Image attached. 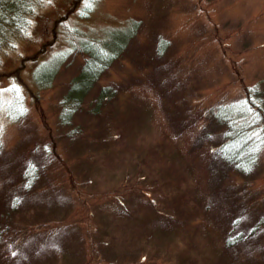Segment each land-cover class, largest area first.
<instances>
[{
  "label": "rangeland",
  "instance_id": "1",
  "mask_svg": "<svg viewBox=\"0 0 264 264\" xmlns=\"http://www.w3.org/2000/svg\"><path fill=\"white\" fill-rule=\"evenodd\" d=\"M76 1L39 0L32 7L34 14L31 15L28 33L14 37L9 47L1 48L0 138L5 145L6 157L38 145L39 151L30 153V156L47 163L42 145L58 142L55 124L58 100L83 62L80 53L67 50L71 47L68 45L72 38L71 32L76 28L96 36L127 23L122 28L127 31L133 26L128 22L134 18L143 21L139 33L141 41L145 42L148 38L152 40L156 33L168 36L172 43L171 55L180 61L181 71L176 74L180 80L188 79L187 95H192L188 105L195 111L207 109L219 100H240L244 98L248 85L264 79V0H97L91 15L86 18L80 16V11L92 0H79L77 4ZM65 48L70 56L64 62L54 86L47 91L40 90L36 97L31 90H25L24 86L28 81L31 82L32 70L39 62L36 59L48 58L50 54L65 51ZM42 49L43 52H40ZM36 55L34 60L32 57ZM131 58L127 56L123 62L115 64L100 81L102 85H115L123 81L134 87L135 103L139 109L135 112L134 107H129L127 113H133L132 118L126 117L125 132L120 130L124 132L122 139L131 151L121 145L110 148L113 156L123 162L117 165L111 159L105 160L107 171L100 173V170H95L87 174V186L80 187L82 182L75 180V191L59 184L40 189L42 194H47L54 199V203H58L52 211L55 222L49 223L53 224L52 233L58 232L61 235L59 238L68 243H81L82 249L74 250L77 244H71L73 250L66 255V246H56V254L45 256L46 252H43L39 259L48 260L47 264H78L79 261L81 264L109 263H103L100 256L104 257V261L109 259L121 264H215L220 259L225 260V263L233 259V264H264L263 245H258L261 247L254 249L251 254L239 249L228 257L219 256V226L213 223L204 226L196 224L200 220V212H195V205H186L188 202L193 203L191 200H185L198 196V192L203 195L212 193L215 206L228 208L218 192L237 196V200L242 199L241 203L249 206V210L241 216L239 228L244 232L249 231L264 215V148L256 169L246 176L224 168L218 158L214 160L211 171L206 172L204 166L209 157L206 153L198 155V152L190 150V141L186 138H179L178 143L174 144L172 140L171 153L168 154L167 142L172 139L174 127H165L159 101L154 96L156 93L151 91L147 82L137 84V78L142 77L143 70L139 64L144 63L141 60H129ZM135 75L136 83L130 82L134 79L125 82ZM14 85L17 87L13 92H26L24 100L28 111L20 121L11 120L7 114ZM128 96L129 93L122 95L120 102L126 98L129 101ZM174 99L182 102L179 95H175ZM199 125L201 129L202 125ZM215 127L216 124L211 129ZM57 142V152L62 156L66 153L68 160H75L77 155L92 150L89 149L91 142L83 147L75 142L68 152L65 144L59 146ZM156 143L159 146L151 148ZM152 150L164 151L174 158L165 170L162 169L163 173H156V179H162L164 173L170 177L153 184L151 180L141 178L143 174H150L148 158L149 152L151 157L154 156ZM189 155H192L191 164L188 162ZM142 156L147 161L141 165L145 169L142 168L138 174L135 162ZM47 164L56 168L54 163ZM96 167L93 165V168ZM63 174L59 179L69 177L67 171ZM152 178L155 179L154 176ZM187 179L200 185L192 196L186 195ZM206 180L208 183L204 182ZM79 189H85L84 196ZM69 193L77 194L79 200H64L63 197ZM141 194L149 197L153 195L151 200L158 202L156 209L175 213L184 227L173 229L167 226L162 221L164 218L153 211L149 202L137 198ZM130 198L136 201L134 214L121 211L120 201ZM236 209L238 213L241 207ZM49 210L48 207L41 208L38 214L42 216L37 214L39 219L29 221L38 224L44 217L50 220L51 216H47ZM185 220L190 223L184 224ZM100 222L110 225L102 228L97 224ZM260 229L253 237L263 242L264 224ZM128 239L130 242L127 244ZM143 242L150 244L145 248L148 251L143 250ZM246 254L253 260L247 261Z\"/></svg>",
  "mask_w": 264,
  "mask_h": 264
},
{
  "label": "trees",
  "instance_id": "2",
  "mask_svg": "<svg viewBox=\"0 0 264 264\" xmlns=\"http://www.w3.org/2000/svg\"><path fill=\"white\" fill-rule=\"evenodd\" d=\"M38 1L0 0V51L5 46L9 47L14 37L24 36L28 33L31 26V15L34 14L32 7ZM78 2L79 0L76 1V4ZM96 2L97 0H92L91 3L86 4L81 9L80 16L89 17ZM128 23L133 25L130 30L125 31L122 29L127 24L124 23L105 33L102 31L100 35L96 36L93 33H85V31L76 28L71 32L72 38L68 41L70 43L68 45L71 47L67 50L71 53H80L83 56V62L79 70L70 78L66 89L60 100H58V109L56 110L58 117L55 124L59 138L56 142L59 143V146L65 144L67 152L71 151L72 144L75 142L82 147L91 142L92 145L89 149L92 150L88 151L89 153H81L76 156L75 160H68L66 159L68 157L66 153L63 152L62 156L61 153L57 152L56 146L58 145L55 144L56 142L51 141L49 144H43L45 161L49 164L54 163L53 166L56 168H53L47 163L39 162L30 156V153L39 151L38 145L6 157L5 145L0 138V257H6L0 258V264H47L48 260L39 259L40 255L43 252H46L45 256L56 254V251H54L57 249L56 246L61 248L66 246L67 249L64 250L66 255L73 250L71 244H77V248L73 247L74 250L82 249L81 243H68L59 238L61 235L58 232L52 233L53 224L49 223L55 222L52 211L58 203H54V199L47 194H42L40 189L47 185L59 184L60 186H68L72 191H75V180L82 182L80 187H83L89 179L87 174L93 173L95 170H100V173L107 171L105 160L111 159L117 165L123 162L122 159L113 156L110 148L121 145L126 150L131 151L130 148L126 147L127 144L124 143L125 140L122 138L126 127L125 118L131 117L133 114L127 113V110L129 107H134L135 112L139 109L135 103L137 98L134 97V87L124 84L123 81L115 85L112 83L102 85L100 83L102 77H105L115 64L123 62V59L127 56H132L129 59L131 61L141 60L144 64H139V67H142L144 73L141 71L140 76L142 77L139 79L135 75L132 76L133 78L125 80V82L128 83L135 77L137 78V84L147 82L151 91L156 93L154 96L159 101L160 113L165 122V127H174L171 134L172 139L167 142L169 151L166 152L168 154L171 153L172 140L174 144L178 143L179 138H186L190 141V150L198 152V155H205L206 153L209 157L206 163L203 161L206 172L211 171L216 158L219 159V163L224 168L230 169L237 175L246 176V174L256 169L261 158V151L264 148V79L255 80L252 85H248L245 88L244 98L240 100L233 102L219 100L216 102L217 104H213L207 109L195 111L188 105L192 96L187 95L186 83H188V79L180 80L178 74H176L181 71L180 61L171 55L173 50L170 38L162 33H156L152 40L148 38L145 42L141 41L139 33L143 21L132 18ZM43 50L40 52H43ZM67 50L65 48V51L50 54L45 59H36L37 55L33 56L32 58L39 62L32 70L31 82L28 81L24 89L31 90L32 95L36 97L40 90L46 89L47 91V89L53 87L56 78L63 69L64 62L70 56ZM130 82L136 83V80ZM16 87L14 85L11 88L12 92ZM25 93V91L16 90L10 97L11 101L9 102L7 114L13 121H20L27 114L28 109H26L24 100ZM126 93H129L130 100L127 101L126 98L120 102V97ZM175 95L180 96L181 103L175 101ZM199 124L202 125L201 129ZM215 124L214 130L211 129ZM121 129L124 132L120 131ZM158 146L159 143H156L151 148L156 149ZM199 147L201 149H198ZM152 152L154 156L151 157V152H149L148 158V169L150 168L152 171L150 172L149 169L148 173L150 174H143L141 178L151 180L153 184L157 180L161 182L170 177L169 174L165 175L164 173L162 179H156V173H163L162 169L169 166L174 158H170L171 156L164 151L152 150ZM191 156H188V162L192 160ZM144 158L142 156L136 159L135 170L138 174L144 168L141 165L147 161ZM93 165H97V167L93 168ZM66 171L69 177L59 179V177H63V173H66ZM152 176L156 180H152ZM222 180L224 179L222 178ZM185 181H187L186 195L196 194L200 185L189 179ZM144 182L149 184L146 181ZM204 182L208 183V180ZM125 186L129 188L127 183H125ZM79 191L84 196L85 189H79ZM132 192V195H134L133 190ZM218 193H220L219 197L227 204L228 208L215 206L212 193L203 195L198 192V196L185 199L193 202L191 204L188 202L186 205H195V212H200L198 215L200 220L196 224L204 226L206 223H213V225L217 224L219 226L221 240L217 249L218 255L228 257L230 254H236L235 251H239V249L242 251L245 249V252L248 251L251 254L254 249L261 247L258 245L264 247V241H256L253 237L256 232L262 230L260 226L264 224V215L249 231H241L239 222L241 216L249 210V206L241 203L242 199L237 200V196H230L224 191ZM150 196L141 194L137 195V198H140L143 202H149L154 208L153 211L164 218L162 221L167 226L173 229L184 227L175 213L156 209L158 202L152 201L151 199L154 196ZM63 199L68 202L74 199L79 200V197L77 194L69 193ZM135 202V199L132 198L122 199L120 201V204H122L121 211L134 214ZM196 202L198 203L196 204ZM236 206L241 207L238 213L236 212ZM44 207L50 208L49 212L47 211V216L49 218L51 216L50 220L44 217L43 221L38 224L30 222L29 220L39 219L37 214ZM38 216L42 215L38 214ZM183 222L184 224L190 223L186 220ZM97 224L101 225L102 228L110 225L105 224V222ZM97 228L100 229L98 226ZM126 242L128 244L130 239ZM143 243V250L148 251L145 248L149 247L150 244ZM139 249L141 248L139 247ZM100 258L103 259V263L121 264V262L115 263L109 259H105L106 262L102 256ZM245 259L247 261L253 260L247 254ZM223 261L224 264L235 263L233 259L226 263L225 260L220 259L215 264H223ZM76 263L73 262L72 264ZM78 264H81V262L79 261Z\"/></svg>",
  "mask_w": 264,
  "mask_h": 264
},
{
  "label": "snow or ice",
  "instance_id": "3",
  "mask_svg": "<svg viewBox=\"0 0 264 264\" xmlns=\"http://www.w3.org/2000/svg\"><path fill=\"white\" fill-rule=\"evenodd\" d=\"M90 6V5H89Z\"/></svg>",
  "mask_w": 264,
  "mask_h": 264
}]
</instances>
